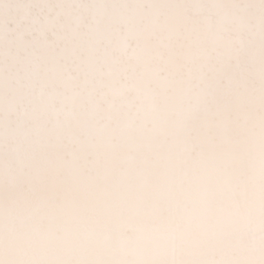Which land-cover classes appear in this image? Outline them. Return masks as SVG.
Segmentation results:
<instances>
[{
  "label": "snow or ice",
  "instance_id": "1",
  "mask_svg": "<svg viewBox=\"0 0 264 264\" xmlns=\"http://www.w3.org/2000/svg\"><path fill=\"white\" fill-rule=\"evenodd\" d=\"M0 264H264V0H0Z\"/></svg>",
  "mask_w": 264,
  "mask_h": 264
}]
</instances>
